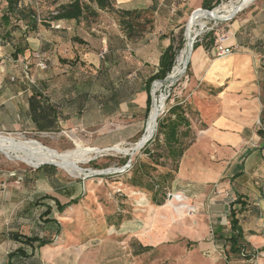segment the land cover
Returning <instances> with one entry per match:
<instances>
[{
  "label": "crops",
  "instance_id": "1",
  "mask_svg": "<svg viewBox=\"0 0 264 264\" xmlns=\"http://www.w3.org/2000/svg\"><path fill=\"white\" fill-rule=\"evenodd\" d=\"M115 4L125 10H148L151 29L141 39L127 41L115 20L118 30L111 36L105 28L104 35L89 42L85 50L82 45L86 44L57 37L68 34L57 30L69 32L83 20L61 21L59 29L50 26L55 36L21 42L24 51L17 55L18 61H28L34 55L48 61L49 69L35 74L33 83L22 69L10 73L0 63V131L47 135L81 130L92 134L102 129L107 119L114 122L122 114L137 122L143 118L146 81L158 71L162 53L175 43V32L192 2L175 11L170 0H115ZM103 12L107 13L99 10ZM225 33L227 38L219 46L237 47L231 55L216 57L215 45L207 51V44L199 45L196 55L195 50L191 53L181 100L189 113L187 129L193 141L178 162L171 190L183 191L187 201H211L217 183L226 181L228 196L215 201V206L228 202L230 210L237 199L244 201L237 217L246 240L253 244L262 235L256 222L264 219V0L244 7L226 25ZM2 45L0 54L6 55L4 61L9 60L8 51L13 54L15 49L7 42ZM97 49L106 50L102 61ZM74 55L91 66V71L80 75L52 69ZM96 142L93 145L99 146ZM144 201H148L146 196ZM255 211L257 216L252 215ZM216 221L219 223L217 217ZM260 243L263 247L264 239Z\"/></svg>",
  "mask_w": 264,
  "mask_h": 264
},
{
  "label": "rangeland",
  "instance_id": "2",
  "mask_svg": "<svg viewBox=\"0 0 264 264\" xmlns=\"http://www.w3.org/2000/svg\"><path fill=\"white\" fill-rule=\"evenodd\" d=\"M170 1L172 11L184 9L183 3L192 2L181 23L182 26L175 32L174 46L177 47L181 43L179 53L184 46L185 33L192 22L205 15L196 13L200 12L197 9H205L200 4L201 0ZM233 1L239 0H218V4L213 9ZM65 2L66 0H21L22 5H29L34 10L40 31L35 33H27L24 30L6 31H11L10 38L21 41L26 38L55 36L49 22H52L51 17L55 14L58 5ZM5 7V3L0 2V16ZM237 12L229 13L225 18H230ZM240 13L241 11L236 16ZM115 20L116 16L113 14L99 13L97 18L83 20L77 28L69 32L57 30L68 33L59 34L57 37L63 40L72 39L77 45L86 44L82 46L88 50L89 42H95V39L103 36L105 28L108 27L111 36L113 31L118 30L113 25ZM230 21H218L216 25L215 22L207 23L204 34L196 38L195 46L193 45L189 50L190 58L194 50L196 55L201 44L204 46L207 44L205 47L209 51L212 48L210 45L216 44L217 37L225 34L226 25L230 24ZM42 23H47L48 26H43ZM20 26L25 29L23 23H20ZM211 27H214L213 30H210ZM0 40L7 41L5 29L1 25ZM8 52L11 56H8L7 62L4 61L6 55L0 54V63H4L5 70L15 73L20 68L34 80L35 74L40 72L36 66L37 56H31L28 61L20 62L15 53ZM96 52L98 53L99 49ZM68 59L65 61L69 63L60 60L61 65H52V69H68L70 72L81 73L80 75L91 71V66L80 61L79 57L74 55L73 59ZM100 59L102 61V58ZM17 63L22 67L21 65L18 67ZM63 64L67 66L64 67ZM70 65L71 67H68ZM46 69H49V65ZM188 75L189 64L182 77L172 86L162 89L168 98L158 120L165 119L168 116V109L185 97ZM104 79L110 82L109 78ZM155 82L151 83L150 96L151 87ZM147 117L148 115L144 114L137 122L138 120H131L122 114L121 118L114 122L107 119L104 127L92 134L81 130L74 132L67 130L47 135L0 131L3 135L38 141L53 153L72 151L75 149V143L80 147L108 149L100 155H95L87 163L79 164V168L87 177L83 175L78 178L69 176L51 164L33 168L11 154L0 152V264H4L7 255L18 247V244L11 239L12 233L23 236H41V233L46 231L50 234L54 233L55 228L45 225L43 218L40 217L46 205L51 208L50 216L60 225L59 235L52 244L34 251L27 258L14 260V264H264V251L260 250L262 248L260 241L264 239V219L256 222L258 225L255 228L262 232V235L257 237L260 241L250 244V248L254 250L251 252L254 253L251 259L245 260L242 256H233L229 252L228 244L224 242L223 235L229 234L227 215L230 205L228 202L224 204L221 202V207L215 206V201H224L223 199L228 196L227 190L230 186L226 181L217 183V192L213 194L211 201L176 202L166 199L161 206H156L150 201H144L145 196L148 198L146 192L129 186L131 172H114L122 168L120 164L123 160H134L140 156L139 159L145 160L141 154L145 145L132 156L118 154L111 149L115 145L131 148L136 144L144 133ZM157 129L158 126L151 139L155 137ZM95 142L99 146H94ZM42 166L44 168H41ZM49 167H54V170ZM99 172H104V175L96 174ZM152 174L160 175V169ZM170 192L183 193L178 190H170ZM185 195L187 197V194ZM43 196L48 199L42 200ZM51 199H57L62 204L70 199H74L75 202L62 212H58ZM217 212L219 215H216ZM262 215L264 217V212ZM145 246L150 248L143 250L142 247ZM27 251L30 254L29 249ZM249 251L245 255H248Z\"/></svg>",
  "mask_w": 264,
  "mask_h": 264
},
{
  "label": "trees",
  "instance_id": "3",
  "mask_svg": "<svg viewBox=\"0 0 264 264\" xmlns=\"http://www.w3.org/2000/svg\"><path fill=\"white\" fill-rule=\"evenodd\" d=\"M0 2L6 5L4 12L0 16V25L5 29L7 39V41L0 40V42L2 44L5 42L10 43L13 49H15L13 53L17 56L24 51V47L21 44V40L10 38L11 31L24 30V32L27 33H35L38 30L36 14L29 5H22L21 0H0ZM217 4L218 0H212V2H209V0L202 1V7L209 11ZM99 10L116 16L119 29L127 41L139 40L151 29L152 20L147 17L148 10L138 11L120 9L115 6V0H66L65 3L58 5L55 14L51 17L52 22H49V24L52 25L53 28L58 26L56 29H59V23L61 21H88L90 18H97ZM200 12L202 11L200 10ZM202 13H204V11ZM202 13L199 15H203ZM20 23L24 24L25 29L20 26ZM46 24L47 23H42L43 26H48ZM12 40H14L15 43H11ZM180 45L181 43L175 47L174 44L171 43L166 48L160 56L158 71L146 81L147 99L145 116L148 115L152 104L150 96L151 83L158 80V82L152 85V92L154 88L160 86L161 80L170 72ZM188 57L190 58V52L188 53ZM62 62L65 63L66 61L62 60ZM68 67H71V65ZM167 112L168 116L165 119H157V133L142 149L141 154L145 157V160L139 159L141 156L132 160L131 167L125 172H131L129 186L133 189L146 192L148 194V201L156 206H161L163 201L167 199L168 193H171V184L175 179L178 162L184 151L193 141V136L187 129L189 126L187 117L189 113L185 101H177ZM261 120H264V116ZM258 134L263 135L260 131H258ZM127 161L128 159L123 160L120 167L124 166ZM41 168L44 167L42 166ZM49 168L54 170V167ZM158 168L160 169V175L154 176L152 173L157 172ZM41 199L45 200L48 199V197L43 196ZM51 200L54 201L58 212H62L75 202L74 199H70L68 202L62 204L57 199ZM243 202L244 201H239V199H237L232 203L228 214L229 234L223 235V239L225 244H228L229 252L233 256H242L245 260H249L254 256V253H251L253 249L250 248V243L246 240L245 232L237 217V213L241 211L244 205ZM234 204H236V207ZM47 206L48 205H46L45 211L40 217L43 218V223L45 225L50 226L52 229L55 228L54 233L51 232L50 234L46 231L42 232L41 236H23L18 233H12L11 239L18 244V247L15 251L7 255L4 264H14V260L27 258L29 255L33 254L34 251L54 242L55 238L59 235L60 225L56 219L50 216L51 208ZM239 207L241 208L238 209ZM252 215L257 216L258 214L255 211V214ZM142 248L143 250H148L150 247L145 246ZM28 249L30 254L27 251ZM248 250H250L248 255H245ZM260 250L264 251V246Z\"/></svg>",
  "mask_w": 264,
  "mask_h": 264
},
{
  "label": "bare ground",
  "instance_id": "4",
  "mask_svg": "<svg viewBox=\"0 0 264 264\" xmlns=\"http://www.w3.org/2000/svg\"><path fill=\"white\" fill-rule=\"evenodd\" d=\"M252 1L253 0L233 1L228 5L221 4V7L214 9L210 13H202L203 11L200 12L205 15L195 19L188 31L185 33L184 46L177 54L166 80L161 82L160 86L154 88L151 92L152 104L147 117L143 135L136 144L132 145L131 148H121L119 145H115L111 150H114L118 154L132 156L134 152L139 150L151 139L152 136H154L157 126V119L164 110L168 98V96L162 92V89L164 87L166 88L172 86L174 82L182 77L188 62V52L194 45L196 38L204 34L203 32L206 24L209 22L216 23V21L224 19L229 13L235 11L239 12ZM106 150L108 151L106 148L101 150L96 147H80L77 143H75V149L72 151L53 153L38 143V141L25 139L23 137L15 138L13 136H7L0 133L1 153L11 154L15 156V158L24 161L25 164L33 168H36L42 164H54L58 169L63 170L73 178H78L79 176L83 175L86 176V173L81 168H79V164L87 163L95 155H100Z\"/></svg>",
  "mask_w": 264,
  "mask_h": 264
},
{
  "label": "built area",
  "instance_id": "5",
  "mask_svg": "<svg viewBox=\"0 0 264 264\" xmlns=\"http://www.w3.org/2000/svg\"><path fill=\"white\" fill-rule=\"evenodd\" d=\"M254 1V0H253ZM197 10H201V9H197ZM196 10V11H197ZM214 10V9H213ZM213 10H211V11H213ZM243 10V8L240 10V11H242ZM201 11H204V12H206V13H209L208 11L209 10H201ZM239 11V12H240ZM195 12V11H194ZM193 12V13H194ZM239 12H237V13H235L232 17H230V18H228V17H226L225 19H222V20H220L221 22L222 21H230V20H232L235 16H236V14H238ZM192 13V14H193ZM192 16V15H191ZM218 21H216V23H217ZM216 23H214L215 25H216ZM56 28H58V26H56ZM213 28L214 27H211L210 28V30H213ZM226 33L224 34V35H219L218 37H217V40H216V44H215V49H214V51H213V54L216 56V57H226V56H229V55H231L234 51H236L237 50V47H220L219 45L220 44H222L225 40H226ZM219 46V47H218ZM105 54V50L103 49L101 52H100V54H99V56H100V58H103V55ZM36 66L40 69V70H44V69H46V67H47V65H46V61L40 56H37V63H36ZM26 78L29 80V82H31V83H33V80L30 78V77H28L27 76V73H26ZM155 82V81H154ZM257 125H260V121L258 120L257 121ZM253 147L255 146L256 147V145H252ZM131 159H129L128 161H127V163L124 165V166H122V168L121 169H116V170H114V172L115 173H117V171L118 172H121V173H125L130 167H131ZM112 172V171H111ZM104 175V174H103ZM217 189H215V192H217L216 191ZM187 199V197H186V195L184 194V193H178V194H175V193H168V195H167V200H172V201H176V202H180V200H182V201H184V200H186Z\"/></svg>",
  "mask_w": 264,
  "mask_h": 264
},
{
  "label": "water",
  "instance_id": "6",
  "mask_svg": "<svg viewBox=\"0 0 264 264\" xmlns=\"http://www.w3.org/2000/svg\"><path fill=\"white\" fill-rule=\"evenodd\" d=\"M208 12H211V11H208ZM189 62H190V61H188L187 65L189 64ZM187 65H186L185 68H187ZM167 76H168V75H167ZM167 76H166L163 80H161V81H162V82L165 81L166 78H167ZM157 81H158V80H157ZM151 98H152V94H151ZM151 100H152V99H151ZM148 114H149V113H148ZM145 144H146V143H145ZM145 144H144V145H145ZM144 145H143V146H144ZM143 146H142V147H143ZM142 147H141V148H142ZM42 165H43V164H42ZM51 165L55 166L54 164H51ZM40 166H41V165H40ZM38 167H39V166H38ZM38 167H36V168H38ZM55 167H56V166H55ZM96 174H98V175H103L104 172H99V173H96Z\"/></svg>",
  "mask_w": 264,
  "mask_h": 264
}]
</instances>
